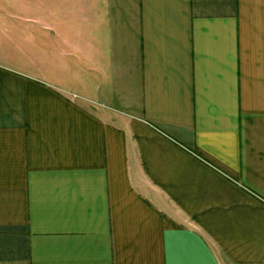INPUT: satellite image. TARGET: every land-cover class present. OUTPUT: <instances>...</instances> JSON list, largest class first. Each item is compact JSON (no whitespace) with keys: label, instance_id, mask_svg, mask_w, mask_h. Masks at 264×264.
Here are the masks:
<instances>
[{"label":"crops","instance_id":"1","mask_svg":"<svg viewBox=\"0 0 264 264\" xmlns=\"http://www.w3.org/2000/svg\"><path fill=\"white\" fill-rule=\"evenodd\" d=\"M0 264H264V0H0Z\"/></svg>","mask_w":264,"mask_h":264}]
</instances>
